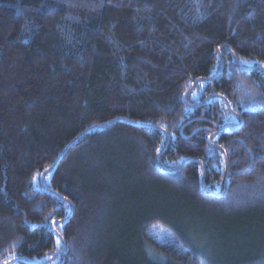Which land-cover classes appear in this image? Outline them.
I'll use <instances>...</instances> for the list:
<instances>
[{
    "label": "trees",
    "instance_id": "16d2710c",
    "mask_svg": "<svg viewBox=\"0 0 264 264\" xmlns=\"http://www.w3.org/2000/svg\"><path fill=\"white\" fill-rule=\"evenodd\" d=\"M261 65L264 0H0V260L264 264Z\"/></svg>",
    "mask_w": 264,
    "mask_h": 264
},
{
    "label": "snow or ice",
    "instance_id": "6c2138e0",
    "mask_svg": "<svg viewBox=\"0 0 264 264\" xmlns=\"http://www.w3.org/2000/svg\"><path fill=\"white\" fill-rule=\"evenodd\" d=\"M217 51H219V48L217 49ZM241 64L245 65L246 67H251L249 61L247 60H242L240 62ZM261 67H264V65H261ZM205 87V85L203 83L200 84V88L203 89ZM197 93L196 92H192V96L194 98L197 97ZM217 99V97L215 96H212L208 102L209 103H213L215 100ZM160 149H157V152H159ZM52 167V165H49L47 168H45L44 170V173L41 174V173H37L36 175H34L32 177V183L33 185L37 184L39 180H44V181H47L48 180V171L49 169ZM65 200L67 199V197L64 198ZM61 206L64 207V208H67V204H63L61 203ZM62 229L63 228V225L62 224H58L57 221L55 219H52L51 220V224L49 226V233L54 235L55 236V251L57 253H59L61 251V248H60V245L62 243V238L61 236L59 235V233L57 232V229ZM47 259L51 260L52 257H46ZM23 258L21 257H18L15 253H12L10 254V256L6 259H3V260H0V264H21V261H22Z\"/></svg>",
    "mask_w": 264,
    "mask_h": 264
},
{
    "label": "water",
    "instance_id": "95a60500",
    "mask_svg": "<svg viewBox=\"0 0 264 264\" xmlns=\"http://www.w3.org/2000/svg\"><path fill=\"white\" fill-rule=\"evenodd\" d=\"M111 124L107 125V126H110Z\"/></svg>",
    "mask_w": 264,
    "mask_h": 264
},
{
    "label": "rangeland",
    "instance_id": "374dc122",
    "mask_svg": "<svg viewBox=\"0 0 264 264\" xmlns=\"http://www.w3.org/2000/svg\"><path fill=\"white\" fill-rule=\"evenodd\" d=\"M198 90H199V89H198ZM198 90H197V91H198Z\"/></svg>",
    "mask_w": 264,
    "mask_h": 264
}]
</instances>
